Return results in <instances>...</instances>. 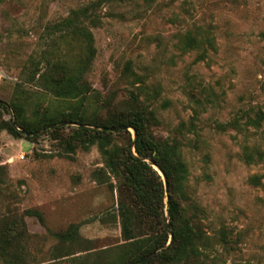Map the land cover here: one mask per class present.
<instances>
[{
    "label": "rangeland",
    "instance_id": "obj_1",
    "mask_svg": "<svg viewBox=\"0 0 264 264\" xmlns=\"http://www.w3.org/2000/svg\"><path fill=\"white\" fill-rule=\"evenodd\" d=\"M96 1L101 21L88 23L91 46L64 22ZM188 33L197 44L185 46ZM49 62L73 71L83 64L88 95L52 92L41 77ZM133 72L155 95L153 132L177 141L187 166V213L202 235L200 255L187 264H264V121L243 132L216 128L243 109L264 111V0H1L0 102L8 108L0 112V225L18 222L25 264L115 262L124 243L118 207L129 192L99 143L76 139L78 127L96 126L59 121L29 139L13 104L23 105L27 120L92 115L108 99L122 109L131 92L145 98ZM128 138L113 135L110 147L125 148ZM165 218L167 224L166 210ZM74 224L75 239L56 235ZM150 224L159 221L149 217L142 230Z\"/></svg>",
    "mask_w": 264,
    "mask_h": 264
},
{
    "label": "trees",
    "instance_id": "obj_2",
    "mask_svg": "<svg viewBox=\"0 0 264 264\" xmlns=\"http://www.w3.org/2000/svg\"><path fill=\"white\" fill-rule=\"evenodd\" d=\"M99 6L100 1H96L77 8L73 11L72 17L65 20L64 29L66 31L74 29L83 37L84 42L92 46L94 38L88 23L97 25L101 21ZM184 42L185 46L190 47L197 44L198 40L196 36L188 33ZM82 62L86 65L85 60ZM83 64L79 70L73 71L66 63L49 62L41 77L58 96L84 98L90 90L83 82L86 72ZM126 68L131 70L130 62ZM132 74L135 76L132 84L146 93L145 98H142L140 93L131 92L128 106L122 109L111 104V100L108 99L104 100L102 106L92 115L83 111L65 115L61 119L49 116L48 120H27L23 105L15 102L12 106L15 110V120L22 130L32 133L33 136L26 134L25 137L29 139L36 137L34 132L37 130L59 121H74L97 127V129L78 127L76 139L87 146L98 142L107 166L116 176L122 178V185L129 192V201H120L118 207L124 243L120 244L122 252L119 259L112 264H137L144 256L163 248L161 253L139 264H154L158 259L166 264H187L191 256L200 255L199 242L202 238L193 217L187 213L186 204L189 201L185 187L187 166L179 150L180 144L157 137L153 132L151 122L156 121V117L150 107L151 99L155 95L152 97L149 85L140 74L136 72ZM139 82L141 84L137 85ZM92 95L91 98L97 101L101 98L100 93L94 92ZM7 108L4 102H0V112L1 109ZM263 121L262 109H243L231 120L217 123L216 128L220 131L234 128L243 132L250 126L260 128ZM1 126L15 136H24L10 120H1ZM129 128L135 131V139H132ZM125 133L129 134L125 148L110 147L113 135ZM68 143L74 150L75 142ZM148 160L162 170L167 188L162 175ZM165 210L169 215L167 224ZM27 213L43 219L38 210L30 209ZM149 217L157 218L159 224L156 226L150 224L151 230L144 231L142 228L147 225ZM56 235L62 240H73L78 235V225L74 224L68 231ZM0 259L3 264H25L19 238V224L15 219L2 221L0 225Z\"/></svg>",
    "mask_w": 264,
    "mask_h": 264
},
{
    "label": "water",
    "instance_id": "obj_3",
    "mask_svg": "<svg viewBox=\"0 0 264 264\" xmlns=\"http://www.w3.org/2000/svg\"><path fill=\"white\" fill-rule=\"evenodd\" d=\"M134 132H135V131H134ZM35 133H37V132H34V134H35ZM26 134H27V135H31L32 133H31V132H26ZM135 137H136V133H135ZM148 162H151V161L148 160ZM151 163H152V162H151ZM152 164L156 165L155 163H152ZM158 168H159V167H158ZM159 169H160V168H159ZM160 171H161V174H162L163 177H164L165 185H166V188H167L166 177H165V175L163 174V172H162L161 169H160ZM170 242H171V240L169 241L168 245L170 244ZM163 250H164V248L161 249V250H158V251H156V252H154V253H152V254H149V255L144 256V257L142 258V260H140L137 264H139L141 261H146V260L152 258L153 256H155V255L161 253Z\"/></svg>",
    "mask_w": 264,
    "mask_h": 264
}]
</instances>
